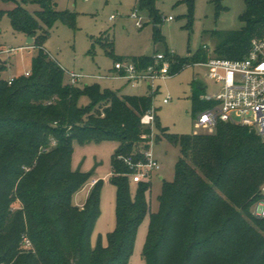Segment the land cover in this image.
<instances>
[{"label": "trees", "instance_id": "trees-1", "mask_svg": "<svg viewBox=\"0 0 264 264\" xmlns=\"http://www.w3.org/2000/svg\"><path fill=\"white\" fill-rule=\"evenodd\" d=\"M222 1L213 0L218 10L223 9ZM157 2L138 0L137 4L154 24L161 19ZM188 2L193 9L195 0ZM21 3L38 5L39 10L30 13L22 4L0 10V21L8 15L13 29L33 38L31 46L37 49L30 75H19L12 84L2 78L8 66L0 64V246L8 245L0 254V264H130L138 230L148 215L142 254L146 264H264V219L250 213L264 185L261 138L228 123L218 124L208 135L177 136L162 129L181 156L174 180L163 181L158 209L152 212L145 198L151 185L139 183L133 197L129 168L122 160L146 141L144 135L151 134L141 118L153 107L152 98L121 97L98 86L83 90L65 86L64 72L43 47L49 30L60 20L73 22V14L57 10L52 0ZM244 3L242 29L212 33L217 58L242 60L252 41L264 38V0ZM165 54L173 58L172 75L191 60L209 59L202 53L187 60ZM113 58L141 66L154 62L153 56ZM82 95L91 103L79 108ZM207 107L199 99L195 104L198 112ZM92 138L120 144L112 158L111 177L116 188V229L107 236L106 245L100 237L95 248L92 237L101 213V181L80 208L74 197L91 175L72 169L73 140ZM141 154L133 158L139 160ZM243 212L251 214L250 223Z\"/></svg>", "mask_w": 264, "mask_h": 264}, {"label": "rangeland", "instance_id": "rangeland-1", "mask_svg": "<svg viewBox=\"0 0 264 264\" xmlns=\"http://www.w3.org/2000/svg\"><path fill=\"white\" fill-rule=\"evenodd\" d=\"M16 1L18 4L0 0V10H12L22 4L21 0ZM52 1L57 10L69 12L74 17L73 22L58 21L49 30L43 47L49 59L58 63L64 72L65 86L74 85L80 90L86 86H98L102 92L151 97L153 100L158 122L156 124L155 118L153 127H148L154 137H143L146 141L135 147L130 157L151 148L160 164V170L147 180L146 183L151 188L145 193L151 211L156 212L162 183L174 180L176 164L181 156L179 147L171 143L161 130L177 136L214 134L215 130L201 131L195 128V120L199 114L195 104L198 99L202 101L205 95L215 96L222 86L209 78V68L191 60L178 73L158 81L156 93L144 84L134 88L126 79L115 76L116 61L113 55L131 58L169 52L183 60L192 59L199 53L207 55L209 59L216 57L217 40L212 33L242 29L244 0H223V9L220 10L213 0H195L193 9L189 0H158L156 7L161 15L159 24H154L147 12L139 10L138 0ZM23 6L30 13L39 10L38 5ZM134 12L140 18H134ZM170 17L172 21L169 20ZM138 21L143 24L142 28H139ZM157 28L160 29L159 34L156 32ZM28 41L29 37L13 29L9 16H3L0 21V45L5 49H15L8 59L7 70L2 73L3 79L31 71L32 59L37 55V49L21 50L29 46ZM106 44H111L112 48ZM72 74L80 77L79 83H73ZM197 83L203 86L202 90H198L200 86ZM165 99H168L167 104L164 103ZM90 103V98L82 95L77 105L83 108ZM119 146L114 140H73V171L91 175L89 182L75 195L74 203L82 208L94 187L93 181H101V213L92 237L93 248L97 246L100 237L106 245L107 236L116 229V188L111 184V177L112 158ZM130 188L132 196L136 197L139 185L131 183ZM255 204L251 208L252 216ZM18 206L16 204L14 209ZM251 214L248 216L243 212L242 216L250 223ZM148 229L149 215L138 230L130 264H146L142 254ZM25 243L28 245L27 241ZM7 248V244L0 246V254Z\"/></svg>", "mask_w": 264, "mask_h": 264}, {"label": "built area", "instance_id": "built-area-1", "mask_svg": "<svg viewBox=\"0 0 264 264\" xmlns=\"http://www.w3.org/2000/svg\"><path fill=\"white\" fill-rule=\"evenodd\" d=\"M134 18H140L136 12ZM172 21V18H169ZM139 28L143 27L138 21ZM34 46H26L21 50H33ZM15 49H5L0 45V64L8 66V59ZM154 62L149 66H141L131 60L115 62V76L126 79L132 87L147 85L156 93V84L171 76L173 58L166 54L157 53L153 56ZM211 71L209 78L221 84L222 88L215 96L205 95L202 101L208 107L199 112L195 120V128L201 131H213L220 123L240 126L257 134L264 142V38L254 39L248 55L242 60H227L213 57L201 63ZM26 72L25 76H29ZM74 84L80 82V77L72 74ZM16 76L8 78L12 84ZM158 89V88H157ZM168 103V99L164 100ZM156 118L155 108L152 107L141 118V124L153 127ZM154 133L144 135V138L153 139ZM142 158L135 160L133 157L122 158L129 168L127 177L132 183L147 182L154 172L160 170V164L155 159L153 151H144ZM98 180H94V186ZM253 214L264 219V185L261 188L260 200L255 204Z\"/></svg>", "mask_w": 264, "mask_h": 264}, {"label": "water", "instance_id": "water-1", "mask_svg": "<svg viewBox=\"0 0 264 264\" xmlns=\"http://www.w3.org/2000/svg\"><path fill=\"white\" fill-rule=\"evenodd\" d=\"M33 42H34V39L30 37V38H29V41H28V45H32Z\"/></svg>", "mask_w": 264, "mask_h": 264}, {"label": "crops", "instance_id": "crops-1", "mask_svg": "<svg viewBox=\"0 0 264 264\" xmlns=\"http://www.w3.org/2000/svg\"><path fill=\"white\" fill-rule=\"evenodd\" d=\"M154 56V55H153ZM201 64V63H200ZM149 87V86H148ZM118 94V93H117ZM119 96L123 97V96H129V95H126V94H118Z\"/></svg>", "mask_w": 264, "mask_h": 264}]
</instances>
